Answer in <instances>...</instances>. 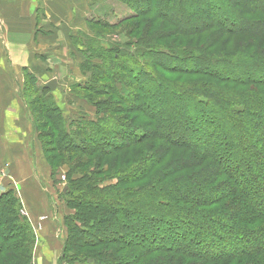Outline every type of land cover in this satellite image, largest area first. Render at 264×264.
<instances>
[{"label":"trees","instance_id":"obj_1","mask_svg":"<svg viewBox=\"0 0 264 264\" xmlns=\"http://www.w3.org/2000/svg\"><path fill=\"white\" fill-rule=\"evenodd\" d=\"M167 2L150 0L154 14L160 17L167 12ZM236 5L246 25L240 24L238 16L228 26L213 11L207 18L211 26L196 27L199 23L192 22L185 28H199L197 34L214 28V36H227L226 42L234 39L236 49L222 58L199 57L194 50L181 48L182 41L170 48L143 39L136 41L133 52L129 46L115 55L116 49L86 52L83 68L95 70V78L111 81L108 95L118 100L111 101L109 110L97 106L96 122L82 118V123L73 124L74 129H67L63 111L47 94L50 90L46 86L38 89L40 102L48 107L42 117L54 129L43 139L58 146L59 154H84L98 160L103 170L99 175L119 173L115 184L101 187L94 173L68 177L71 185L65 195L73 198L70 208L77 212L66 217L69 236L63 262L264 264V0H239ZM146 12L141 9L135 16L143 17ZM174 20L176 24L180 17ZM180 25L182 29L184 22ZM195 33L182 32L181 36L193 38ZM186 44L196 45L194 39ZM96 59L101 62H93ZM251 71L262 76H240ZM175 78L188 81H171ZM80 88L89 87L81 84ZM152 96L157 100L171 96L184 105L196 103L194 119L185 117L173 123L177 127L181 122L190 127L201 124L203 135L196 133L192 142L169 135L170 122L159 117L164 109L154 101L145 103ZM102 112L132 115L127 121L132 120L133 126L112 130L111 118L99 117ZM218 114H224L220 116L225 126ZM247 127L254 129L250 136L244 132ZM255 132L261 135L253 148ZM230 138L245 145L236 150ZM163 149L168 150L166 155ZM123 153L139 163L128 171L111 169L118 163L110 160ZM236 158L244 161L241 170L228 162ZM93 159L83 162L92 164ZM17 200L12 191L0 195V264L33 263L32 247L24 241L31 227L20 224ZM134 217L137 226L131 222Z\"/></svg>","mask_w":264,"mask_h":264},{"label":"rangeland","instance_id":"obj_2","mask_svg":"<svg viewBox=\"0 0 264 264\" xmlns=\"http://www.w3.org/2000/svg\"><path fill=\"white\" fill-rule=\"evenodd\" d=\"M238 1L168 0L167 12L159 15L164 19L154 14L156 9L151 8L150 0H56L49 3L38 0V6L34 5L38 8L36 9L37 14L33 11L36 17V28L26 37L28 41L25 43L26 50L24 49V52L18 50L13 55L15 64H19L20 67L28 62L22 71H18L21 85L12 80H4L3 86H0L1 123L6 114L10 117L16 116V121H12V124L27 128L28 134L24 141H27L29 136H32V140L35 141L33 144L27 141V143L21 142L19 146H16L18 144L10 146L7 142L0 140V195L12 191L19 200H17L19 207L16 206L15 209L17 208L20 215V224L31 227L24 241L26 246L32 247L34 255L32 264H67L62 259L64 245L69 236L66 217H71L77 212L70 208L73 198L66 196L64 191L71 185L68 181L70 174L74 175V178H81L87 173H94L92 176L96 181L101 182L100 187L104 184L108 186L115 184L117 182L115 176L119 175L113 171L99 175V171L103 170L100 169L98 160L84 154H59L58 146L54 145L51 140L43 139L44 135L47 137L50 133H54V129L50 122L42 117L48 107L40 102L41 92L36 93L38 89L45 87L53 79L57 80V90L47 92V94H51L53 101L63 111L67 129H74L73 124H79L82 118L96 122L97 106L101 110L104 106L109 110L111 101L117 102L118 100L108 95L107 86L113 84L111 81L100 76L95 78L97 75H95V70L83 68L82 65L87 61L86 52L116 49L113 50L115 55L121 53L123 46H129L130 52H133L136 41L143 39L144 42H151V45H166L170 48L178 47V44L173 43L182 41L184 43L180 44L181 48L194 50L199 57L214 55L222 58V56L229 55V51L236 49L234 39L229 41L232 43L230 44L226 42L227 36H214L216 31L214 28H208L205 32L197 34L200 29L196 27L210 25L207 18L213 11L220 14L219 20L225 21L226 25L230 26L231 19L240 18L236 5ZM24 9L29 12L31 6L25 5ZM141 9L147 11L143 17L135 16ZM149 11L151 14L148 13ZM178 17H180V23L175 24L174 19ZM201 19H205V22H201ZM240 21V24L246 25L245 20L240 18ZM183 22L184 26L181 29L180 24ZM192 22L199 23V26H196V29H185ZM182 32L189 33L188 35L196 32V37L191 38L184 35L186 36L184 38L181 36ZM193 39L196 45L192 48L187 47L186 42ZM39 53H42L43 57H40ZM93 62L100 63L101 60L96 59ZM169 75L172 74L166 75L167 79L171 78ZM247 75L262 76L256 71L248 74L240 73L241 77H247ZM171 81L180 83L188 80L175 78ZM81 84L89 88H80ZM96 92L106 94L101 95ZM152 92L151 95H153ZM134 98L135 94H131V99L134 100ZM14 100L19 103L18 108ZM165 100L164 98L157 100L152 96L145 103L151 104L154 101L164 109V114L159 117L163 121L170 122L169 135L181 140L187 138L190 142L193 141L192 137L196 133L203 135L204 127L201 124L200 127H190L187 123L181 122L177 127L173 123L180 119L184 121L185 117L194 119L193 116L198 110L196 103L184 105L181 102L178 104L171 99V96ZM17 110L23 115L22 122L18 120ZM224 114L217 116L223 126L226 121L220 115ZM103 115L111 118L112 130H118L120 126L125 127L128 124L133 126L132 120L127 121L132 115L112 116L111 113L102 112L99 117ZM115 122H120V125ZM2 126L3 124L0 125L1 129ZM263 131L262 128L261 133ZM244 132L250 136L254 133V129L247 127ZM229 134L234 136L231 129ZM259 135L256 136L253 148L258 146L256 141H259ZM230 141L236 150L245 145V142L240 139L235 141L232 138ZM166 149H163L164 155L168 151ZM123 154L122 157L115 156L110 160L112 164L118 163L111 169L118 167L128 171V168H135L133 165L139 163L136 157L130 158L126 153ZM205 157V155L202 156L203 159ZM88 159H93L92 164H87ZM85 160L87 162L84 163ZM228 162L231 167L236 166L239 170L242 169L241 166L244 163L238 158L228 160ZM224 164L226 169H231L227 162ZM45 191H50L51 196ZM131 222L137 226V217L132 218Z\"/></svg>","mask_w":264,"mask_h":264},{"label":"crops","instance_id":"obj_3","mask_svg":"<svg viewBox=\"0 0 264 264\" xmlns=\"http://www.w3.org/2000/svg\"><path fill=\"white\" fill-rule=\"evenodd\" d=\"M41 1L49 3L56 0ZM37 4L38 0H0V86H3V82L8 80H12V82L15 81L17 84L21 85L19 82L18 71H22V69L27 66L26 64L28 62L20 67L19 64H15L13 55L14 53H17L18 50L22 52L26 48L25 43H28L26 37L28 34H32L30 32L32 30L34 32V29L36 28V17L33 11L36 12V9H38ZM25 5L31 6L29 12L25 11ZM34 5L37 6L34 7ZM45 16H47L46 13ZM39 55L40 57H43L42 53H39ZM15 102L16 107L18 108L19 103L17 101ZM0 111H2L1 107ZM16 113H18L19 122H22L23 115L18 110ZM12 121H16V116L10 117L8 114L3 118L2 123L0 121V125L3 124L2 129L0 128V140L4 143L7 142L10 146L15 144H18L16 146H19L21 142L27 143V141H29V144H33L35 141L32 140V136H29L27 141H24L28 134L27 128L20 126L17 127V125L12 124ZM22 138L23 141H21ZM45 193L51 196L50 191H45Z\"/></svg>","mask_w":264,"mask_h":264},{"label":"water","instance_id":"obj_4","mask_svg":"<svg viewBox=\"0 0 264 264\" xmlns=\"http://www.w3.org/2000/svg\"><path fill=\"white\" fill-rule=\"evenodd\" d=\"M57 87H58V83H57V80L53 79L51 82H49L47 85H46V88H48L50 91H56L57 90Z\"/></svg>","mask_w":264,"mask_h":264}]
</instances>
